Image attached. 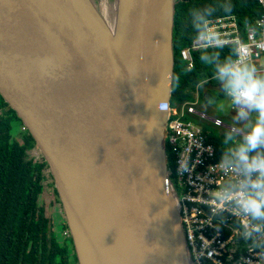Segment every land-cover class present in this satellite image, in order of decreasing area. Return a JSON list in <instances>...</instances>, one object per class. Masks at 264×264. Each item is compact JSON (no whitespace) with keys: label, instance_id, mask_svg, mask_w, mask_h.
<instances>
[{"label":"water","instance_id":"1","mask_svg":"<svg viewBox=\"0 0 264 264\" xmlns=\"http://www.w3.org/2000/svg\"><path fill=\"white\" fill-rule=\"evenodd\" d=\"M178 2L116 0L110 25L93 0H0V93L49 166L78 264H193L166 149Z\"/></svg>","mask_w":264,"mask_h":264},{"label":"trees","instance_id":"2","mask_svg":"<svg viewBox=\"0 0 264 264\" xmlns=\"http://www.w3.org/2000/svg\"><path fill=\"white\" fill-rule=\"evenodd\" d=\"M211 2L179 0L176 5L174 76H179V86L173 85L172 106L192 100L199 81L204 79L208 83L201 90L202 102H207L209 97H223L219 85L212 79L211 68L199 61L201 50L194 54L192 70L179 54L194 40L187 23L188 10ZM231 3L230 13L220 10L210 19L236 15L240 25L245 27L247 23H255L264 13V7L256 0H231ZM234 49L222 47L221 58L232 54ZM16 123H20L18 133L14 131ZM23 127L17 112L0 93V264H78L66 221L50 218L47 206L41 204L44 187L54 186V181L44 157L39 160L28 157V151L36 148V142ZM209 138L220 159L223 137L210 132ZM55 193L57 195L56 188Z\"/></svg>","mask_w":264,"mask_h":264},{"label":"clouds","instance_id":"3","mask_svg":"<svg viewBox=\"0 0 264 264\" xmlns=\"http://www.w3.org/2000/svg\"><path fill=\"white\" fill-rule=\"evenodd\" d=\"M232 8L231 0H212L211 3L188 10L187 23L193 39L201 45L199 61L211 68L212 79L235 111L236 125L224 132L220 159L212 167L224 179L216 187L207 190V200L200 199L208 207L210 219L218 221L208 224L217 232L226 216L234 218V230L239 240L254 257V260H244L243 264H264V74L240 56L239 49L221 58L223 43L220 34L213 29L210 18L220 10L230 13ZM172 83L174 87L179 86V76H174ZM206 83V79L200 80L197 87ZM207 102L211 105L216 103V99L209 97ZM242 121L246 122L243 125L246 130L240 134ZM193 143L195 141L181 153L177 170L180 175L195 169V164L189 166ZM189 238L195 240L191 235ZM199 239L202 242L201 250H192V256L197 261L205 256L212 259L218 255L215 250H208L212 241L203 235ZM177 251H183V246H179ZM213 264L220 262L213 260Z\"/></svg>","mask_w":264,"mask_h":264},{"label":"built area","instance_id":"4","mask_svg":"<svg viewBox=\"0 0 264 264\" xmlns=\"http://www.w3.org/2000/svg\"><path fill=\"white\" fill-rule=\"evenodd\" d=\"M256 1L264 7V0ZM210 20L213 29L220 34L223 47L232 46L239 49L240 56L256 66L258 59L264 55V13L255 23H247L245 27L240 25L236 15ZM200 50V43L193 40L188 47L181 51L189 70L194 68V54ZM257 69L260 73H264V69L259 67ZM202 87L203 85L196 87L192 100L175 106L171 105L166 136L169 177L177 195L181 222L192 263L213 264V260H217L220 264H243L244 260H254V257L248 253L246 246L239 240L234 230V218L226 216V220L218 232L213 226L208 225L218 221L210 219L211 213L203 200L208 198L207 190L219 185L224 177L218 170L212 168L218 163L219 158L216 146L209 138L210 131L205 127L211 125L214 128L230 130L235 126L227 125L221 118L213 116L201 108ZM25 128L24 126L23 129ZM239 131L240 134H243V128ZM193 141L195 143L191 145L189 166L195 164V169L190 173L186 172L180 175L177 170L181 153ZM35 159L39 160L40 158ZM197 161L199 162L197 163ZM67 234L71 236L70 232ZM189 235L195 240H191ZM201 235L212 241L208 250H215L218 253L212 259H207L205 256L197 261L192 256L193 248L196 251L201 250L202 242L199 239Z\"/></svg>","mask_w":264,"mask_h":264},{"label":"rangeland","instance_id":"5","mask_svg":"<svg viewBox=\"0 0 264 264\" xmlns=\"http://www.w3.org/2000/svg\"><path fill=\"white\" fill-rule=\"evenodd\" d=\"M93 1L101 13H102L103 3L107 4L108 8L113 10V12H115L116 0H93ZM260 65L264 66V55L260 59H258V61L256 62V66H260ZM201 108L205 110L206 112L210 113L211 115L221 118L227 125L236 127L235 122H234L235 111L230 105V103L225 98L223 97L216 98V103L211 104V105L208 104V102L201 101ZM245 123L246 122H243V121L240 122L241 126L239 129L243 128V131L246 130L245 126H243ZM19 124L20 123H16L15 129H14L16 133L20 131ZM205 129L210 132H213L216 136L221 137V138L223 137L224 132L228 130L225 128H214L211 125H207ZM28 157L39 159L43 156L41 152L39 151V149L36 147L28 151ZM171 178L173 177L171 176ZM49 180L51 179L49 178ZM42 197L43 199L41 200V204L44 203V206L45 207L47 206V215L50 218H53V219L55 218V220H60V222L66 221L65 216L63 214V210L61 208V203L59 201L58 193L57 195L55 193V185L45 186ZM68 232L70 231L68 230Z\"/></svg>","mask_w":264,"mask_h":264},{"label":"bare ground","instance_id":"6","mask_svg":"<svg viewBox=\"0 0 264 264\" xmlns=\"http://www.w3.org/2000/svg\"><path fill=\"white\" fill-rule=\"evenodd\" d=\"M115 12L109 9L107 4L104 3L102 4V14L104 15V17L106 18V20L110 25H113L115 22V14H116Z\"/></svg>","mask_w":264,"mask_h":264},{"label":"crops","instance_id":"7","mask_svg":"<svg viewBox=\"0 0 264 264\" xmlns=\"http://www.w3.org/2000/svg\"><path fill=\"white\" fill-rule=\"evenodd\" d=\"M257 67L264 69V66H261V65L260 66H257Z\"/></svg>","mask_w":264,"mask_h":264}]
</instances>
